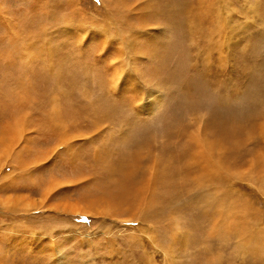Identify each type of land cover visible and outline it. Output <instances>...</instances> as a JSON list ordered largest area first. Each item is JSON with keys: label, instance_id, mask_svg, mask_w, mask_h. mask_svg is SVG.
Masks as SVG:
<instances>
[{"label": "rangeland", "instance_id": "1", "mask_svg": "<svg viewBox=\"0 0 264 264\" xmlns=\"http://www.w3.org/2000/svg\"><path fill=\"white\" fill-rule=\"evenodd\" d=\"M0 264H264V0H0Z\"/></svg>", "mask_w": 264, "mask_h": 264}, {"label": "bare ground", "instance_id": "2", "mask_svg": "<svg viewBox=\"0 0 264 264\" xmlns=\"http://www.w3.org/2000/svg\"><path fill=\"white\" fill-rule=\"evenodd\" d=\"M142 1H144V0H142ZM138 18H139V17H138ZM138 18H137V19H138ZM142 18H143V17H142ZM131 19H132V18H131ZM126 21H127V20H126ZM133 22H134V20H133ZM137 22H138V21H137ZM133 24H134V23H133ZM127 26H128V25H127ZM129 26H131V25H129ZM131 27H132V26H131ZM129 28H130V27H129ZM129 28H128V29H129ZM131 34H132V33H131ZM128 35H129V34H128ZM16 120H17V119H14L13 122H12V124L17 125V124H15V121H16ZM23 123H24V122H23ZM25 125H26V124H25ZM8 126H11V125L9 124ZM19 130H20V129H19ZM15 135H18V134H13V135H10V134H9V138L6 140V142H7V149H8V146H10L11 140L15 137ZM209 147H210V146H209ZM209 147H208V148H209ZM9 149H10V148H9ZM206 149H207V148H206ZM204 150H205V149H204ZM202 154H204V153H202ZM133 170H135V169H133ZM152 176H154L153 173H152ZM153 178H154V177H153ZM130 184H134V183L131 182ZM128 187H130V186H128ZM126 188H127V187H126ZM130 190H131V189H130ZM128 191H129V190L127 189V191H126V196H129V195H130V196H134L135 193H136V192H134L133 190H131V191H130V194H128ZM143 192H144V189L140 190V193H143ZM116 196H117V195H116ZM118 196H119V198H120V195H118ZM115 198H116V197H115ZM115 198H114V199H115ZM117 198H118V197H117ZM93 211H94V210H93ZM81 213H82V212H81ZM94 213H95V212H94ZM55 247H56V246H55ZM55 247H54V248H55ZM57 252H58V251H56V253H57ZM59 258H60V257H59Z\"/></svg>", "mask_w": 264, "mask_h": 264}, {"label": "snow or ice", "instance_id": "3", "mask_svg": "<svg viewBox=\"0 0 264 264\" xmlns=\"http://www.w3.org/2000/svg\"><path fill=\"white\" fill-rule=\"evenodd\" d=\"M65 187H71L70 185H66ZM88 219V217L87 216H83V217H81V220H84V221H86Z\"/></svg>", "mask_w": 264, "mask_h": 264}]
</instances>
